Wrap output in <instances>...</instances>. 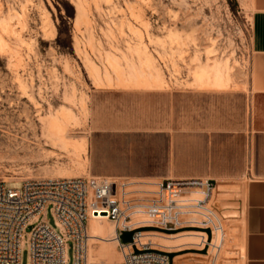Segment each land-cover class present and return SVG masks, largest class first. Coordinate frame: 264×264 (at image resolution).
Listing matches in <instances>:
<instances>
[{
	"label": "rangeland",
	"instance_id": "rangeland-1",
	"mask_svg": "<svg viewBox=\"0 0 264 264\" xmlns=\"http://www.w3.org/2000/svg\"><path fill=\"white\" fill-rule=\"evenodd\" d=\"M251 12V0H0V180L18 186L28 179L94 176L120 179L137 191L183 175L188 163L178 149L174 159L167 145L141 153L143 133L153 130L140 125L153 117L158 125L167 107L154 108L162 98L135 93L175 90V131L182 136L185 89L237 87L245 77ZM213 65L225 70L224 84L206 79L205 68ZM93 88L124 93L95 96ZM52 121L60 127L55 132ZM115 125L120 129H110ZM210 180L222 192L215 200L213 190L209 207L225 223L216 264H244L245 180ZM43 217L58 229L51 209ZM101 246L92 245L97 257ZM164 254L169 260L171 253ZM205 254L182 250L171 254V264L176 256ZM29 262L25 246L21 264ZM67 264H75L72 241Z\"/></svg>",
	"mask_w": 264,
	"mask_h": 264
},
{
	"label": "built area",
	"instance_id": "built-area-1",
	"mask_svg": "<svg viewBox=\"0 0 264 264\" xmlns=\"http://www.w3.org/2000/svg\"><path fill=\"white\" fill-rule=\"evenodd\" d=\"M127 183L94 176L28 179L18 186L0 180V264H21L25 246L29 264H67L70 241L75 264H167V254L142 240L143 226L173 230L209 224L216 215L210 179L168 178L137 191ZM48 209L58 229L43 217ZM100 214L114 222L121 262L89 261V220ZM126 230L134 231L130 242L121 238Z\"/></svg>",
	"mask_w": 264,
	"mask_h": 264
},
{
	"label": "crops",
	"instance_id": "crops-1",
	"mask_svg": "<svg viewBox=\"0 0 264 264\" xmlns=\"http://www.w3.org/2000/svg\"><path fill=\"white\" fill-rule=\"evenodd\" d=\"M251 25L245 77L237 87L185 89L183 95L182 136L176 134L175 90H141L135 94L162 98L167 117L161 115L143 122L141 129H152L141 143L143 155L159 152L167 145L172 159L183 153L187 170L177 177H204L244 181L245 238L244 264H264V0H251ZM93 88L92 95L122 92ZM94 92V93H93ZM124 93V92H122ZM127 94V93H126ZM166 100V101H165ZM181 120H178L181 126ZM120 129L115 125L110 129ZM215 200L222 185L215 187Z\"/></svg>",
	"mask_w": 264,
	"mask_h": 264
},
{
	"label": "bare ground",
	"instance_id": "bare-ground-1",
	"mask_svg": "<svg viewBox=\"0 0 264 264\" xmlns=\"http://www.w3.org/2000/svg\"><path fill=\"white\" fill-rule=\"evenodd\" d=\"M219 65V64H216ZM216 65L209 66L205 68V71H208L206 79L212 80L214 77L213 83L216 85H222L223 82V70L221 67H217ZM226 66V65H225ZM224 66V67H225ZM211 70H213L211 72ZM225 71V70H224ZM51 130L59 129L57 121H52L50 123ZM56 131V130H55ZM54 131V132H55ZM63 134V133H62ZM60 135V134H58ZM61 137V136H60ZM62 138V137H61ZM62 178V177H58ZM242 220V219H241ZM111 220L103 214L92 216L89 220V261L90 262H99L100 257H107L106 262H121L123 260V256L121 252L118 253L115 247L118 245V241L114 239L115 235V225L114 222L111 223ZM225 223L222 221L221 218L214 217L211 221V225L206 227H201L197 225H192V229H189L184 232H167L164 230H159L152 233H148L142 231L141 235L143 236L142 240L146 242L152 243L155 248L162 250L164 252H169L171 254L186 250V249H194V250H207L206 258L195 257L192 259L184 258L178 259V257H174L173 264H191L192 261L196 262L197 264H201L202 260H207L208 264H216L219 259V252L225 245L223 241V234L225 231ZM99 226L101 228L98 229ZM205 228H208V230ZM209 228L211 229V233L209 232ZM101 242L102 246L99 250H97L99 256L95 255V250L92 247L94 243ZM191 243V245H190ZM186 245V247H184ZM189 245V246H187ZM227 258L231 253L232 250L226 252ZM114 254L117 255L115 258L116 260L112 261V257ZM171 254H169L170 259L166 258L167 264H171ZM200 254V253H197ZM112 256V257H111ZM180 256V255H179ZM234 256V255H233ZM231 258V256H230ZM233 259V258H232ZM193 262V264H195Z\"/></svg>",
	"mask_w": 264,
	"mask_h": 264
},
{
	"label": "water",
	"instance_id": "water-1",
	"mask_svg": "<svg viewBox=\"0 0 264 264\" xmlns=\"http://www.w3.org/2000/svg\"><path fill=\"white\" fill-rule=\"evenodd\" d=\"M134 231H123L121 238L124 242H130L132 241Z\"/></svg>",
	"mask_w": 264,
	"mask_h": 264
}]
</instances>
